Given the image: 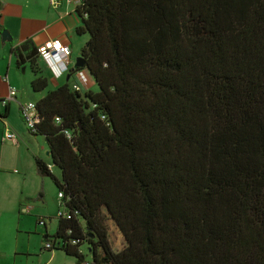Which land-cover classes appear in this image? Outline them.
<instances>
[{"label":"trees","instance_id":"trees-1","mask_svg":"<svg viewBox=\"0 0 264 264\" xmlns=\"http://www.w3.org/2000/svg\"><path fill=\"white\" fill-rule=\"evenodd\" d=\"M75 12L88 40L73 70L95 91L50 89L37 48H12L45 92L35 134L61 173L36 160L66 212L49 250L76 264L83 243L90 264H264V0H79Z\"/></svg>","mask_w":264,"mask_h":264},{"label":"crops","instance_id":"crops-1","mask_svg":"<svg viewBox=\"0 0 264 264\" xmlns=\"http://www.w3.org/2000/svg\"><path fill=\"white\" fill-rule=\"evenodd\" d=\"M2 1L0 100L7 101L8 109L4 113L6 107L0 103V113L5 114L0 119V264H50L59 255L54 250L44 248L45 239L54 234L50 230V220L54 214L49 207L48 196L51 182L49 177L41 176L36 167L37 159L46 162L44 156L50 155H47L48 148L38 134L27 130L20 111L22 103L36 102L45 92L34 100L25 91L18 94L16 92L14 98L8 99L9 87L18 88L23 81L16 73L21 67L16 65L12 48L26 42L37 48L48 39H62L70 46V64L73 61V65L58 79L50 74V70L46 72L41 66L48 77L49 88L70 83L78 84L81 92L95 91L97 87L94 80L88 79L87 84H84L78 71L73 70L88 37L76 33V27L80 24L75 12L78 0H70L69 3L67 0H54L57 2L56 6H52L50 0ZM4 27L8 28L6 30L11 36L9 44L2 41L1 32ZM80 36H83L82 41L76 39ZM41 62L44 63L40 60V65ZM6 130L16 133L18 144L3 140ZM58 204L60 206L59 198ZM27 206L30 207L29 211ZM39 220L44 223L41 224ZM62 261L64 264L68 263L67 260Z\"/></svg>","mask_w":264,"mask_h":264},{"label":"built area","instance_id":"built-area-1","mask_svg":"<svg viewBox=\"0 0 264 264\" xmlns=\"http://www.w3.org/2000/svg\"><path fill=\"white\" fill-rule=\"evenodd\" d=\"M70 0H67L69 3ZM79 1V0H78ZM52 6H56L57 2L54 0H50ZM38 55L40 60L43 61L49 70L52 73V76L55 79H58L64 73L69 71L70 64V54L71 49L68 43L64 42L60 38L48 39L43 42L41 45L37 47ZM78 75L81 81L84 84H87L88 79L93 80L89 71L85 68L78 70ZM73 87L79 90L78 84H74ZM16 88L10 86L9 87V97L8 99H12L16 95ZM0 103L6 104V100H0ZM21 117L27 128V130L31 133L36 132V125L39 121L38 113L36 110V103L33 101L25 102L20 105ZM1 115V113H0ZM3 140H8L14 144H18V137L15 132L11 130H6L3 135ZM48 170L52 171V165L47 164ZM58 198L60 199V209L58 210L57 215L64 216L66 214L64 203L62 202V192L57 193ZM30 210V207L27 206V211ZM41 224L44 223L43 220H39ZM52 247V243L50 241L44 242V248L50 249Z\"/></svg>","mask_w":264,"mask_h":264},{"label":"rangeland","instance_id":"rangeland-1","mask_svg":"<svg viewBox=\"0 0 264 264\" xmlns=\"http://www.w3.org/2000/svg\"><path fill=\"white\" fill-rule=\"evenodd\" d=\"M0 4L3 5V1L2 0H0ZM1 11L2 10H0V15H1V17H3ZM4 29L8 30V28H6V27H4ZM83 36L76 37V39L78 41H82ZM85 37H88V36L85 35ZM85 43H84V45H85ZM7 44H9L8 41H7ZM75 59L76 58H74V62H75ZM72 62H71V64L69 66L73 65ZM40 66L45 68L46 72H47V70H49V69H47V67H45L46 65L44 63H42V62H41ZM22 67L20 68V70H18L16 72L17 75H18V78H21L23 80V81H21L22 85L20 83V86L18 88H16L17 89V94L19 92H21V91H25L27 96L31 97L34 100L35 98L38 97V95L40 93H44V91H42V92H34L33 90H31L30 82L33 79L32 70H31L29 64L24 65V68H25L24 71L22 70ZM50 74L52 75L51 72H50ZM38 136H39V138H41L45 142V145L47 147V143H46V140H45L44 136L41 135V134H38ZM44 159L46 160L47 164H52L53 165V168H52L53 173H55V175L58 178H60V176H61L60 169L52 163L51 157L44 156ZM49 180L51 182V191H50V193L48 195L49 196V207H50L51 210H53V214H54L53 215V219L50 220V223H51L50 230H51L52 233H55L56 227H57V223H58V220H57L56 217H57L58 209H60V206L58 204V197H57L58 189L55 187V185H54V183H53V181H52V179L50 177H49ZM46 221L49 222L48 219H46ZM109 241H110V244H111V246H112V248L114 250H120L125 245V241H124L123 236L121 235V233L113 225H111L110 229H109ZM80 248H81V250H82V252H83V254L85 256V263L84 264H90L92 256H91V253L89 252L87 243H83ZM54 252H57L59 255H58V257H55L51 261L50 264H64L63 261H62L63 259L67 260L68 263H66V264H76V261H75L74 257H72V256L68 257L67 255H65L60 250H54Z\"/></svg>","mask_w":264,"mask_h":264},{"label":"water","instance_id":"water-1","mask_svg":"<svg viewBox=\"0 0 264 264\" xmlns=\"http://www.w3.org/2000/svg\"><path fill=\"white\" fill-rule=\"evenodd\" d=\"M1 35H2V41H3V42L11 41V36H10L9 32H8L6 29H4V30L1 32ZM84 64H85V61H84L83 57H82V56H79V57L76 59L75 68H76V67H83ZM24 69H25V68L22 67V70H23V71H24ZM47 155L49 156L50 153L47 152Z\"/></svg>","mask_w":264,"mask_h":264}]
</instances>
